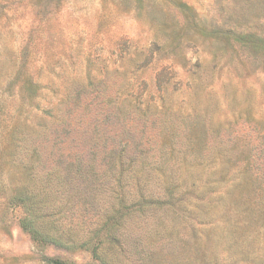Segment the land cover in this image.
I'll return each mask as SVG.
<instances>
[{
  "label": "rangeland",
  "instance_id": "1",
  "mask_svg": "<svg viewBox=\"0 0 264 264\" xmlns=\"http://www.w3.org/2000/svg\"><path fill=\"white\" fill-rule=\"evenodd\" d=\"M242 34L264 39V0H0V264H101L98 238L21 229L27 180L75 237L128 235L116 264L264 263V45Z\"/></svg>",
  "mask_w": 264,
  "mask_h": 264
},
{
  "label": "trees",
  "instance_id": "2",
  "mask_svg": "<svg viewBox=\"0 0 264 264\" xmlns=\"http://www.w3.org/2000/svg\"><path fill=\"white\" fill-rule=\"evenodd\" d=\"M186 6V5H185ZM186 8H189L186 6ZM206 30V29H204ZM233 40L244 46L259 47L264 45V39L257 38L253 35H232ZM229 38H232L231 35ZM24 164H26L24 162ZM256 163L253 161L246 167V172L242 177H239L233 185L234 188L239 191H249V188L253 185L252 178L246 175V173L253 167ZM29 168V167H28ZM29 171V170H28ZM246 175V176H245ZM34 176L26 177L27 179H32ZM22 184L15 189L16 194L14 195V201L22 209V217L20 218L21 229L30 234L34 243L38 248H44L46 246L52 245L56 248L62 249L67 252L77 250L84 246L87 242L92 241L94 238H98V243L93 247L92 256L94 260H98L101 264H116L118 263L117 254L114 253L116 245L120 246V243L128 240V235L122 233L117 226L113 224L106 225L104 229L98 228L96 226L93 230H88V233L83 238L75 237L72 233L71 228H64L59 220L60 204L62 203V194L59 188H54L52 186L36 188L27 184ZM261 182L264 184V174H261L255 179L254 183ZM206 190H212V187H208ZM63 192L66 190L62 189ZM123 199H120V201ZM129 200V199H128ZM132 206L133 201H127ZM58 211V214H57ZM57 217V218H56ZM92 237H88L89 234ZM89 244V243H88ZM42 264H73L68 260H62L58 258H43L41 260ZM264 264V263H262Z\"/></svg>",
  "mask_w": 264,
  "mask_h": 264
}]
</instances>
